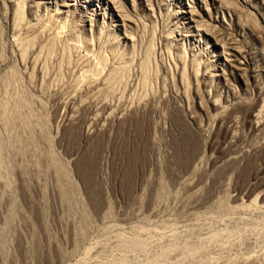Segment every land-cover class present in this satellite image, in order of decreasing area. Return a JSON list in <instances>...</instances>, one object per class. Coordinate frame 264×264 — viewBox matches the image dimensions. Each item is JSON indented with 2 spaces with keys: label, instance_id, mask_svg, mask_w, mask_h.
Wrapping results in <instances>:
<instances>
[{
  "label": "rangeland",
  "instance_id": "374dc122",
  "mask_svg": "<svg viewBox=\"0 0 264 264\" xmlns=\"http://www.w3.org/2000/svg\"><path fill=\"white\" fill-rule=\"evenodd\" d=\"M223 42L259 64L264 0H0V264H143L164 261L159 255L171 247L170 264H264V207L236 208L233 199L241 193L240 202L261 203L259 189L252 197L239 190L259 162L218 186L207 151L178 179L169 146L179 64L188 74L193 63L200 74L224 67L237 92H253L251 78L225 65L223 55L233 57ZM98 79L102 89L88 92ZM72 98L89 102L73 105V126L61 123ZM103 105L124 107L125 115L107 120L103 143L92 144L98 147L84 146L83 131ZM53 160L70 174L69 207L59 198ZM198 182L192 202L189 187Z\"/></svg>",
  "mask_w": 264,
  "mask_h": 264
},
{
  "label": "bare ground",
  "instance_id": "6f19581e",
  "mask_svg": "<svg viewBox=\"0 0 264 264\" xmlns=\"http://www.w3.org/2000/svg\"><path fill=\"white\" fill-rule=\"evenodd\" d=\"M232 45L229 46L226 44V42H223L221 45L223 47V52L227 54V47H229L232 51L233 58L230 59L228 55H223L225 60V65L229 64L230 66H233L236 69L237 78L243 79L247 82H249V79L251 78V83L253 85V92L251 94L245 93V92H237L235 85L230 80L229 72H227V69L224 67L219 66L217 68V74L214 73H208L206 72V69L201 74L198 72L197 69L194 68V63L191 68V74L186 73V66L180 65L177 68V83L172 84V90L170 92V95L172 99L174 100L173 103V109L174 111L171 114V125L172 130L171 131V140L169 141V146H171L173 149V159L172 161L175 163L176 168L174 170L175 176L179 178L185 177V175L189 174L190 172L194 171L200 164L205 157L208 156L207 151H211L208 158L213 163L212 171L215 170L217 172V176L215 179V183H219L218 186H224L226 184V180L228 178V175L242 167L244 164L249 165L253 161L256 160V162H259L258 169L254 173L251 179L246 183L244 188H240L239 190L245 191V194L248 196H251L254 194L256 189H259V192L261 194V203H259L256 199H250L249 203H246L244 201H239L241 197V193L234 196V201L237 202L235 205L236 208L241 207H247V206H256L259 204L263 205L264 207V48H262L259 52V64H255L252 61V54L247 55V58L244 57L243 53L238 49L237 46H235L234 42H230ZM220 45V43H219ZM244 57L245 61L241 62L240 58ZM97 61V60H96ZM99 61V60H98ZM100 60L97 62L98 67H100ZM212 61V60H211ZM126 62V61H125ZM104 63V62H103ZM178 65V64H177ZM212 65V64H211ZM209 65V66H211ZM244 65V66H243ZM104 66V64H102ZM210 68V67H209ZM85 70L88 69L87 67L84 68ZM114 70H117L113 67ZM123 69V68H122ZM84 70V71H85ZM90 70V69H89ZM103 69H101L102 72ZM83 71V72H84ZM121 71V70H120ZM123 71V70H122ZM121 71V72H122ZM82 72V73H83ZM91 71H88L90 74ZM95 72V71H94ZM115 72V71H114ZM120 72V74H121ZM193 72V73H192ZM81 73V76L83 75ZM98 73V72H97ZM116 71V75H117ZM87 74V71H86ZM113 75V72L110 73ZM114 74V75H115ZM123 75V74H122ZM86 76V75H85ZM99 76V75H98ZM97 76V77H98ZM109 76V75H108ZM100 77V76H99ZM98 77V78H99ZM214 77H219L220 83L218 85L214 84ZM86 78V77H85ZM93 78V77H92ZM95 78V77H94ZM97 79V78H96ZM104 79H108L104 77ZM82 80V79H80ZM95 80V79H94ZM101 80V79H100ZM98 79V81L94 85H90L89 87H86L88 92L91 90L99 91L100 84L102 82ZM174 80V79H172ZM176 80V79H175ZM174 80V81H175ZM173 81V82H174ZM101 82V83H100ZM92 84V83H91ZM89 85V84H88ZM104 85V84H103ZM192 88V97L191 99H188L187 96V88L189 89V86ZM102 89V88H100ZM84 90V89H82ZM92 91V94L94 92ZM82 93V92H81ZM85 93V92H84ZM187 93V94H186ZM191 94V93H190ZM74 95V94H73ZM86 95V94H84ZM90 95V96H91ZM72 96V95H71ZM76 96V95H75ZM74 96V97H75ZM86 97H88L86 95ZM92 97V96H91ZM166 97V96H165ZM69 98V97H68ZM89 98V97H88ZM77 99V98H76ZM74 100V98L70 99L67 103L72 104V110L71 113L67 116L63 117V120L61 123H70L73 124L76 123V120L78 119L77 115L75 114V110L73 109V105L75 103H78L79 105H83L88 99H79ZM85 100V101H83ZM144 100V99H143ZM20 101V100H19ZM84 103H83V102ZM90 101V100H89ZM25 102V101H24ZM81 103V104H80ZM89 102H86V104ZM147 103V102H145ZM8 104V103H7ZM24 104V103H23ZM28 105V104H27ZM78 105V106H79ZM81 105V106H82ZM138 105V104H137ZM144 105V104H143ZM77 106V107H78ZM139 106V105H138ZM137 106V109H138ZM141 106V105H140ZM139 106V107H140ZM80 107V106H79ZM132 107V106H130ZM148 107V106H147ZM21 108V107H20ZM133 108H136L133 105ZM149 108V107H148ZM80 109V108H79ZM116 108L112 109L108 105H103L100 113H98L99 117L95 118L94 122L87 127L82 134V141L84 146H89L90 144H94L96 141H101L103 143V139L99 136H101V133L106 130L105 123L107 120L111 117L114 119L122 118L120 117L122 113L125 111L124 107L120 111L116 110ZM129 109V108H128ZM141 109V108H139ZM172 109V108H171ZM133 110V109H132ZM143 110V109H142ZM145 110V109H144ZM16 112V111H15ZM142 112V111H141ZM145 112V111H144ZM147 112V111H146ZM149 112V111H148ZM17 113V112H16ZM4 114V113H3ZM31 115V114H30ZM33 115V114H32ZM97 115V116H98ZM125 115V113H124ZM22 116V115H21ZM129 116V115H128ZM133 116V115H131ZM129 118V117H128ZM133 118V117H130ZM135 118V117H134ZM125 119V117H124ZM119 120V119H118ZM117 120V121H118ZM128 120V119H127ZM130 120V119H129ZM8 121V120H7ZM111 121V120H110ZM109 121V122H110ZM116 121V120H115ZM123 121V120H122ZM133 121V120H132ZM127 122V121H126ZM139 122V121H138ZM149 122V121H148ZM79 123V122H78ZM124 123V122H123ZM161 123V122H160ZM108 124V123H106ZM111 124V123H110ZM126 125V124H125ZM159 125V123H158ZM163 125V124H162ZM161 125V126H162ZM7 126V125H6ZM70 126V125H69ZM81 126V125H80ZM142 126V125H141ZM167 126V125H166ZM64 127V126H63ZM46 128V127H45ZM109 128V127H108ZM110 129V128H109ZM139 129V128H138ZM45 131V130H44ZM166 132V131H165ZM162 133V132H161ZM167 134V133H166ZM28 135V134H27ZM24 136V135H23ZM17 137V136H16ZM25 137V136H24ZM26 138V137H25ZM99 138V139H98ZM32 139V138H31ZM253 139V140H252ZM47 141V140H46ZM5 143V142H4ZM44 143V142H43ZM107 143V142H106ZM49 144V143H48ZM101 144V143H100ZM98 145V143H97ZM97 145H94L95 147ZM102 145V144H101ZM105 145V144H104ZM146 145V144H144ZM16 146V145H15ZM92 145V147H94ZM103 146V145H102ZM90 147V148H92ZM98 147V146H97ZM106 147V146H105ZM145 147V146H144ZM2 148V147H1ZM101 148V147H99ZM103 148V147H102ZM146 148V147H145ZM20 149V148H19ZM24 149V148H23ZM50 149V148H49ZM78 149V148H77ZM4 150V147H3ZM28 150V149H27ZM102 150V149H100ZM15 151V150H14ZM18 151V150H17ZM51 151V150H50ZM80 150H76L72 155H76ZM83 152V150H82ZM87 152V151H86ZM85 152V153H86ZM95 152V151H94ZM97 152V151H96ZM95 152V153H96ZM137 152V151H136ZM39 153V152H38ZM42 153V152H41ZM44 154V153H42ZM52 154V151L51 153ZM48 154V155H49ZM133 154V153H132ZM54 155V154H53ZM89 156V154H87ZM41 156V155H40ZM51 156V155H49ZM48 156V157H49ZM87 156V157H88ZM83 157V156H82ZM46 158V157H45ZM55 158V157H54ZM57 158V157H56ZM55 158V159H56ZM14 159V158H13ZM12 159V160H13ZM24 159V158H23ZM87 158H85L86 160ZM41 160V159H39ZM58 160V159H57ZM88 160V159H87ZM35 161V160H34ZM51 161V160H50ZM54 161V160H53ZM27 162V161H26ZM60 161H57V163ZM130 162V161H129ZM38 163V162H37ZM41 163V162H39ZM55 165H54V164ZM52 163V167H54V173L55 177L57 178V185L59 188V198L61 202L64 203V205L70 203L68 202L70 199L71 188L68 184L69 178L65 171L62 169L65 166H61L63 163H59L57 165L56 161ZM81 163V162H80ZM84 163V162H83ZM170 163V162H169ZM1 164V163H0ZM23 164V163H22ZM34 165V164H33ZM54 165V166H53ZM64 165V164H63ZM84 165V164H82ZM86 165V164H85ZM84 165V166H85ZM134 165V164H133ZM41 166V165H40ZM27 167V166H26ZM49 167V165H48ZM10 168V167H9ZM36 168V166H35ZM38 168V166H37ZM44 168V167H43ZM132 168V167H131ZM50 169V168H49ZM48 169V170H49ZM21 170V168H20ZM24 170V169H23ZM22 170V171H23ZM26 170V169H25ZM28 170V168H27ZM36 170V169H34ZM99 170V169H98ZM11 171V170H10ZM4 172V171H3ZM2 172V173H3ZM20 172V171H19ZM84 172V170H83ZM100 172V171H99ZM173 172V171H172ZM13 173V172H12ZM24 173V172H23ZM53 173V172H52ZM69 173V172H67ZM127 173V172H126ZM206 173V172H205ZM22 174V173H21ZM25 174V173H24ZM27 174V173H26ZM31 174V173H30ZM34 174V173H33ZM84 174V173H83ZM173 174V173H172ZM1 175V174H0ZM29 175V174H27ZM32 175V174H31ZM42 175V174H41ZM22 176V175H21ZM40 176V175H39ZM211 176V174H210ZM7 177V176H6ZM30 177V176H29ZM96 177V176H95ZM3 178V177H2ZM98 178V177H97ZM5 179V178H4ZM29 179V178H28ZM71 179V178H70ZM93 181L95 180V186L98 189L97 179H94V176L92 177ZM91 179V180H92ZM184 179V178H183ZM180 179V180H183ZM13 180V179H12ZM5 181V180H4ZM41 181V180H40ZM88 181V180H87ZM162 181V180H161ZM9 183V182H8ZM7 183V184H8ZM160 183V182H159ZM6 184V185H7ZM72 184V183H70ZM151 184V183H150ZM162 184V183H161ZM164 184V183H163ZM199 182L188 185L189 187V194L193 196V201L198 197L195 193L197 191ZM152 185V184H151ZM158 185V184H157ZM23 186V185H22ZM28 184L24 183V190L26 192V195H28ZM90 191V193L94 190V186L91 189L89 186V181L86 185ZM92 186V185H91ZM162 186V185H161ZM39 187V186H38ZM152 187V186H151ZM57 188V187H56ZM73 188V187H72ZM160 188V186H159ZM226 188V187H225ZM96 189V188H95ZM162 190V189H161ZM160 190V191H161ZM38 192V191H37ZM95 192V191H93ZM96 193V192H95ZM160 193V192H159ZM72 195V194H71ZM91 195V194H90ZM99 195V193H98ZM48 196V195H47ZM93 196L97 197V194L93 193ZM158 196V195H157ZM27 197V196H26ZM29 197L32 199V197L29 195ZM139 197V196H138ZM142 197V196H141ZM156 197V196H155ZM154 197V198H155ZM252 197V196H251ZM99 198V197H98ZM157 198V197H156ZM28 199V198H27ZM102 199H105L102 197ZM141 199V198H140ZM30 200V199H29ZM106 200V199H105ZM157 200V199H156ZM72 201V200H71ZM96 204V201L93 200ZM191 201V199H190ZM224 201V200H223ZM226 201V200H225ZM32 202V201H31ZM30 202V203H31ZM75 202V201H74ZM98 202V201H97ZM100 202V201H99ZM103 202V201H101ZM105 208H107L106 212H111L110 205L105 201ZM137 202V201H136ZM37 203V202H35ZM32 204V203H31ZM34 204V203H33ZM33 204L31 206H33ZM72 204V203H71ZM92 204V203H91ZM100 204V203H99ZM97 203V206L99 205ZM188 204V203H187ZM224 205V203H222ZM70 205V204H69ZM69 205H66L69 207ZM138 205V204H137ZM40 207L39 205H37ZM36 206V207H37ZM45 206V205H44ZM43 206V207H44ZM65 206V207H66ZM139 206V205H138ZM24 207V206H23ZM42 207V206H41ZM247 207V208H250ZM46 208V207H45ZM67 208V207H66ZM104 208V207H103ZM13 209V208H12ZM35 209V208H34ZM38 209V208H37ZM40 209V208H39ZM84 209V207H83ZM239 209V210H240ZM245 209V208H244ZM253 209V208H251ZM257 209V208H256ZM45 210V209H44ZM68 210V209H66ZM73 210V209H72ZM85 210V209H84ZM83 210V211H84ZM106 210V209H105ZM104 210V211H105ZM13 211V210H12ZM70 211V209H69ZM86 211V210H85ZM42 212L43 208H42ZM87 212V211H86ZM90 212V211H89ZM14 213V212H13ZM17 214V213H16ZM43 214V213H42ZM107 214V213H106ZM84 215V214H83ZM108 215V214H107ZM87 216V215H86ZM84 217L85 220L88 218L90 222V217L88 214V217ZM92 216V215H91ZM40 217V216H39ZM43 217V215H42ZM106 217V216H105ZM31 219V218H30ZM92 219V218H91ZM25 220V219H24ZM38 220V219H37ZM65 220V219H64ZM69 220V219H68ZM27 221V220H26ZM25 221V222H26ZM44 221V220H43ZM92 221V220H91ZM30 222V221H29ZM88 224L87 220L83 221V223ZM91 223V222H90ZM31 224V223H29ZM32 226V224H31ZM87 226V225H86ZM85 226V227H86ZM27 227V226H26ZM38 227V226H37ZM42 227V226H41ZM44 227V226H43ZM65 227V226H64ZM35 229V227H34ZM38 229V228H37ZM83 229V227L81 228ZM86 231V230H85ZM51 232V231H50ZM52 233V232H51ZM219 233V232H218ZM34 236V235H33ZM121 237V236H120ZM218 237V236H217ZM220 237V236H219ZM210 239V238H209ZM213 239V238H212ZM2 240V239H1ZM33 240V239H32ZM216 240V239H215ZM137 241V240H136ZM133 240L130 243L132 246L135 245V242ZM6 242V241H5ZM138 242V241H137ZM190 242V241H189ZM43 243V242H42ZM4 244V243H3ZM34 244V243H33ZM185 245V244H184ZM192 245V244H191ZM4 246V245H3ZM177 246V245H175ZM182 246V245H181ZM61 247V246H60ZM184 247V246H183ZM188 250L189 246L187 245ZM137 248V247H136ZM185 247L183 248L185 250ZM192 250L193 248L190 247ZM187 249V248H186ZM196 249V248H195ZM174 248L171 247L170 249H167V252H163L164 255L162 256V259L164 258V261L160 260L161 257L157 258V262H153L155 260H150L149 262H144L143 264H170L166 260L167 254L173 251ZM181 250V249H180ZM192 250H189L192 251ZM34 251V250H33ZM163 251V250H162ZM186 251V250H185ZM197 251V250H196ZM31 252V251H30ZM187 252V251H186ZM195 252V250H194ZM28 253V252H27ZM60 253V251H59ZM63 253V252H62ZM60 254V256L62 255ZM162 253V254H163ZM185 253V252H184ZM191 253V252H190ZM188 254V253H186ZM169 255V254H168ZM170 256V255H169ZM34 257V256H33ZM63 257V256H62ZM61 257V259H62ZM184 257V256H183ZM232 257V256H231ZM40 258V257H39ZM171 258V257H170ZM6 259V258H5ZM17 259V258H16ZM55 259V258H54ZM166 259V260H165ZM182 259V258H181ZM247 259V258H246ZM249 259V258H248ZM253 259V258H252ZM203 260V259H202ZM244 260V259H243ZM6 261V260H5ZM148 261V260H147ZM7 262V261H6ZM116 262V261H115ZM252 262V261H251ZM124 263V262H123ZM205 263V262H204ZM42 264V263H41ZM86 264V263H85ZM121 264V262H120ZM232 264V263H231ZM241 264V263H240ZM251 264V263H250Z\"/></svg>",
  "mask_w": 264,
  "mask_h": 264
}]
</instances>
